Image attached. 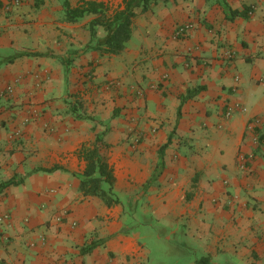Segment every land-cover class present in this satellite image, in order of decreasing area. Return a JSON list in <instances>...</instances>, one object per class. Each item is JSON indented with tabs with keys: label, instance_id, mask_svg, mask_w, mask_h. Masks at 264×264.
I'll return each instance as SVG.
<instances>
[{
	"label": "crops",
	"instance_id": "crops-1",
	"mask_svg": "<svg viewBox=\"0 0 264 264\" xmlns=\"http://www.w3.org/2000/svg\"><path fill=\"white\" fill-rule=\"evenodd\" d=\"M63 1L0 0V264H264V0H157L117 54ZM105 126L109 206L78 190Z\"/></svg>",
	"mask_w": 264,
	"mask_h": 264
},
{
	"label": "trees",
	"instance_id": "trees-1",
	"mask_svg": "<svg viewBox=\"0 0 264 264\" xmlns=\"http://www.w3.org/2000/svg\"><path fill=\"white\" fill-rule=\"evenodd\" d=\"M156 2L157 0H122L120 6L107 14L102 2L82 0L78 5L71 7L68 2L64 0V16L67 21H74L86 14L93 13V18L88 22L90 41L93 43V47L108 54H117L124 48L126 41L130 37L133 17L138 12L151 10ZM230 13L232 15H246L244 10L237 9L230 10ZM98 26H102L105 31L102 37H96L95 35ZM185 32L186 30L181 34L175 35L181 36ZM71 111L76 118H88L99 121L94 115L80 113L75 106L71 108ZM106 130L107 128L105 126L104 129L96 132L91 142L82 143L78 148V155L85 161L84 169L79 174L78 190L84 196L100 198L105 205L109 206L117 203L118 198L112 192L115 180L113 168L101 153V150L108 146V144L103 141V134ZM255 131H258L257 128ZM262 139L263 136L259 134V142L262 141ZM161 147H163V145ZM17 182L18 181L12 177L1 184L7 185ZM98 243L99 241H92L82 245L79 249L80 253L83 254L91 250ZM205 259L206 258H203L202 260Z\"/></svg>",
	"mask_w": 264,
	"mask_h": 264
},
{
	"label": "built area",
	"instance_id": "built-area-1",
	"mask_svg": "<svg viewBox=\"0 0 264 264\" xmlns=\"http://www.w3.org/2000/svg\"><path fill=\"white\" fill-rule=\"evenodd\" d=\"M18 3H19V0H6V2L3 5V8L7 9L10 4H18ZM187 28H188L187 24L179 25L175 29V34H181ZM8 90L9 91L12 90L11 86L8 87ZM233 108L234 107H232V106L226 107V109L224 111V116L229 117L233 113ZM241 110H244V107H241ZM248 159H249V156L246 155L243 152H238L237 155H236V162H237V164L239 165L240 168H245Z\"/></svg>",
	"mask_w": 264,
	"mask_h": 264
}]
</instances>
